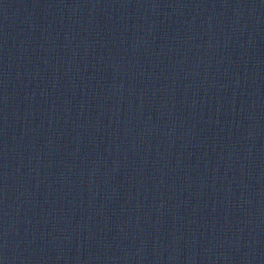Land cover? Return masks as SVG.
Masks as SVG:
<instances>
[{"label": "water", "instance_id": "1", "mask_svg": "<svg viewBox=\"0 0 264 264\" xmlns=\"http://www.w3.org/2000/svg\"><path fill=\"white\" fill-rule=\"evenodd\" d=\"M0 264H264V0H0Z\"/></svg>", "mask_w": 264, "mask_h": 264}]
</instances>
